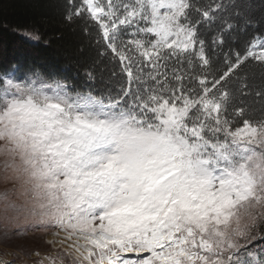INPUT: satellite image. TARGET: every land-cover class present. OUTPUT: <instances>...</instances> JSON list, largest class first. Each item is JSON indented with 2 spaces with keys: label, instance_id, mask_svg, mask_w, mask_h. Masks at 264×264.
<instances>
[{
  "label": "snow or ice",
  "instance_id": "6c2138e0",
  "mask_svg": "<svg viewBox=\"0 0 264 264\" xmlns=\"http://www.w3.org/2000/svg\"><path fill=\"white\" fill-rule=\"evenodd\" d=\"M59 8L92 66L83 84L45 65L0 67L4 254L264 264V0Z\"/></svg>",
  "mask_w": 264,
  "mask_h": 264
},
{
  "label": "trees",
  "instance_id": "16d2710c",
  "mask_svg": "<svg viewBox=\"0 0 264 264\" xmlns=\"http://www.w3.org/2000/svg\"><path fill=\"white\" fill-rule=\"evenodd\" d=\"M59 2L0 0V67L40 64L84 83L94 53L80 31L64 25ZM255 2L259 9L260 0ZM33 28L38 29L39 40L25 34Z\"/></svg>",
  "mask_w": 264,
  "mask_h": 264
},
{
  "label": "rangeland",
  "instance_id": "374dc122",
  "mask_svg": "<svg viewBox=\"0 0 264 264\" xmlns=\"http://www.w3.org/2000/svg\"><path fill=\"white\" fill-rule=\"evenodd\" d=\"M22 243H24L27 247H32V246L38 245L39 242L38 241L29 240V241H24ZM4 252H5V249L2 246H0V254L4 255ZM15 258L19 259L20 262H22V258H19V257H15Z\"/></svg>",
  "mask_w": 264,
  "mask_h": 264
},
{
  "label": "built area",
  "instance_id": "2783aa9c",
  "mask_svg": "<svg viewBox=\"0 0 264 264\" xmlns=\"http://www.w3.org/2000/svg\"><path fill=\"white\" fill-rule=\"evenodd\" d=\"M0 256H2L4 258V257H7L8 255L0 254ZM9 257H11L10 258V264H22V262H20L19 259H16L15 256H9Z\"/></svg>",
  "mask_w": 264,
  "mask_h": 264
},
{
  "label": "bare ground",
  "instance_id": "6f19581e",
  "mask_svg": "<svg viewBox=\"0 0 264 264\" xmlns=\"http://www.w3.org/2000/svg\"><path fill=\"white\" fill-rule=\"evenodd\" d=\"M10 258L11 257H9V256H7V257H2V256H0V261H5V262H7V264H10Z\"/></svg>",
  "mask_w": 264,
  "mask_h": 264
}]
</instances>
